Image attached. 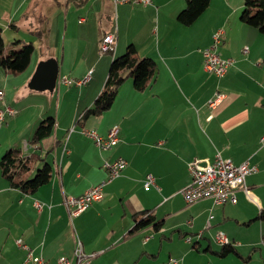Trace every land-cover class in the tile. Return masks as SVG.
I'll use <instances>...</instances> for the list:
<instances>
[{"label": "crops", "instance_id": "obj_1", "mask_svg": "<svg viewBox=\"0 0 264 264\" xmlns=\"http://www.w3.org/2000/svg\"><path fill=\"white\" fill-rule=\"evenodd\" d=\"M8 1L0 0L4 41L6 34L23 28L39 35L42 48L36 52L35 45L23 72L0 67V108L16 110L0 122V158L10 148L24 155L41 153L52 174L31 194L10 186L0 172V264H29L18 239L50 264L72 257L78 242L85 254L97 253L91 264H164L171 257L178 264H205V253L214 255L208 264H264L263 240L257 263L250 250H257L261 240L241 241V234L250 235L254 227L264 230L257 217L264 208V32L240 19L244 1L211 0L190 25L177 18L186 0H87L80 5L38 0L35 7L36 0ZM112 6H119L116 20ZM218 29L224 35L216 50L233 60L223 76L205 69L202 51ZM106 33L115 34L114 47L101 52ZM129 44L155 60V80L138 90L127 78L110 108L79 122L101 92L112 59ZM52 69L53 83L46 77ZM65 75L70 82L63 81ZM48 117L55 119L52 134L33 144V133ZM115 125L119 140L109 148H100L86 133L95 130L106 137ZM218 153L255 167L246 176V188L236 192L235 202L205 198L187 204L180 189L191 179L190 161L212 160ZM118 156L127 160L120 175L105 184L100 199L70 216L64 196L80 195L106 179L104 160ZM148 174L154 183L146 188ZM147 212L163 219L160 229L149 224L129 234L136 217ZM219 231L237 251L219 254L222 248L210 240ZM175 237L179 248L173 254Z\"/></svg>", "mask_w": 264, "mask_h": 264}, {"label": "trees", "instance_id": "obj_2", "mask_svg": "<svg viewBox=\"0 0 264 264\" xmlns=\"http://www.w3.org/2000/svg\"><path fill=\"white\" fill-rule=\"evenodd\" d=\"M58 1V0H55ZM76 4L85 3L87 0H67ZM211 0H186V6L179 12L178 20L185 24H192L209 6ZM240 19L264 32V0H244V7ZM3 28L0 26V67L7 73L18 74L23 72L29 65L31 55L35 49L32 41L24 42L19 48L7 45L2 35ZM20 39L13 44L19 43ZM157 75V64L152 57L141 56L134 44H129L126 51L114 57L110 63L108 76L101 92L96 97L93 105L83 110V121L91 114H99L111 107L117 96L119 87L132 77L136 89L144 90L149 87ZM55 126L54 117H48L38 124L30 141L40 145L43 138L52 134ZM1 176L9 182L10 186L20 189L25 193H31L39 189L51 177L52 166L45 161L41 153L33 152L24 155L20 149L10 148L0 158ZM264 223V208L257 216ZM163 219H157L152 212L136 217V223L129 234L142 230L149 224L155 229H160ZM264 242V232L262 233ZM195 246V245H194ZM237 251L234 243H223L219 254Z\"/></svg>", "mask_w": 264, "mask_h": 264}, {"label": "built area", "instance_id": "obj_3", "mask_svg": "<svg viewBox=\"0 0 264 264\" xmlns=\"http://www.w3.org/2000/svg\"><path fill=\"white\" fill-rule=\"evenodd\" d=\"M134 0H114L116 4L127 3ZM149 3L151 0H140ZM224 35L223 29H218L213 35V42L208 47L204 48V66L209 72H214L218 76H223L228 71L233 60L228 57H222L217 52V45L222 41ZM115 43V34L106 33L101 39V52H107L113 49ZM86 77L83 81H86ZM64 82H70L71 79L67 75L63 77ZM3 98V91L0 89V99ZM218 99H212L211 106L216 105ZM16 110L10 106L5 105L0 108V122L6 120L8 116L13 115ZM92 136L100 148H109L117 144L119 140V127L113 126L108 133V136H103L95 130L86 132ZM104 167L108 170V178L100 181L88 188L80 195H66L64 196V204L66 205L70 216H76L85 211L94 201L103 196L104 186L107 182L120 175L123 168L127 165V160L123 156H118L114 160H104ZM255 167L248 161L242 163H234L230 158L223 157L218 153L212 160L194 159L189 163V171L191 179L181 189L180 193L184 196L187 204H193L199 200L210 198L215 204H224L227 201H236V192L240 188H246V176L250 174ZM154 183V177L151 174L146 176L145 187L148 188ZM38 208L43 206L39 200L35 201ZM210 221L206 224L209 227ZM201 236V232L197 233ZM188 241H191V236H186ZM215 239L219 243L230 242L228 236L219 231L215 235ZM19 244L24 246L27 250V261L29 264H50L45 258L33 254L32 248L22 242L21 239L17 240ZM97 255L96 252L85 254L82 250L81 243L78 242L74 255L72 257L60 256L54 264H91L92 259ZM164 264H178V259L171 257Z\"/></svg>", "mask_w": 264, "mask_h": 264}, {"label": "rangeland", "instance_id": "obj_4", "mask_svg": "<svg viewBox=\"0 0 264 264\" xmlns=\"http://www.w3.org/2000/svg\"><path fill=\"white\" fill-rule=\"evenodd\" d=\"M10 1H12V0H9L8 1V3H10ZM15 0H13V2H14ZM242 2L244 1V0H241ZM12 2V3H13ZM213 2H218V0H212V4H213ZM38 3V0H36L35 1V3L33 4V7H35L36 5H38L37 4ZM74 4V3H73ZM119 6H121V5H119ZM119 6H117V9H116V7L115 6H112V13L114 14V19L116 20V16H117V13H118V7ZM46 12V14L47 15H51V13H52V11H53V8H52V6L51 7H49V8H47L46 10H45ZM242 11V10H241ZM18 22V21H17ZM10 30H12V28H10ZM20 30H22L21 32L20 31H15V32H17V33H19V34H13V33H8V34H6V36H5V39H6V41H8L6 44L7 45H12V46H14V47H17V48H19V47H21L22 45H23V43L24 42H28V41H35L34 42V44L36 45V47H37V49H36V52H40V48H42V44H40L38 41H39V35H36V36H34L33 34H31V33H29V32H27V31H25V29H23V28H20ZM61 35H62V33H61ZM18 39H20V40H22V41H20L19 43H16V44H13V42L15 41V40H18ZM58 44L60 45V47L62 46V40L60 39V37H59V39H58ZM249 47H251V46H249ZM70 50V48L69 49H67V51L66 52H70L69 51ZM107 55H109V53L107 54ZM98 145V144H97ZM104 149V148H103ZM106 160H109V159H106ZM107 172H108V170H107ZM108 176H109V172H108V175H107V178H108ZM208 232H209V230H207ZM264 230H262V232H263ZM262 232L261 231H259V229H258V227H254V228H252L251 229V232L249 233L250 235H248V234H241V241L242 242H244L245 243V241H249V239H250V237H251V239H257L258 241L259 240H261L259 243H258V247H257V250H250V251H253V253H254V261L253 262H255V263H257V262H259L261 259H260V255H259V252H260V249H259V247L260 246H262L261 244H262V239H261V237H262ZM252 233V234H251ZM207 237H209V235L207 236ZM193 238H194V240H196V238H197V234H194L193 235ZM238 238H240V236L238 235V236H236V241H237V239ZM177 237H175V239H174V243H173V254L178 250V242H177ZM210 240H211V244L213 245V246H218L220 249L222 248V244H220V243H217V241H216V239L214 238H210ZM180 241H182L181 239H180ZM232 241H233V239H232ZM207 242L208 241H206V244L203 246V247H206V245H207ZM262 250H264V249H262ZM242 251H243V253H245L246 255L249 253L248 251H245V250H243L242 249ZM263 255H264V251H263ZM204 256V259L206 258V261H204V263L205 264H208V261L207 260H211L212 258H214V255L212 254V253H205V255H203ZM259 260V261H258ZM261 263V262H260Z\"/></svg>", "mask_w": 264, "mask_h": 264}, {"label": "water", "instance_id": "obj_5", "mask_svg": "<svg viewBox=\"0 0 264 264\" xmlns=\"http://www.w3.org/2000/svg\"><path fill=\"white\" fill-rule=\"evenodd\" d=\"M55 70L52 69L50 73L46 74L47 79L50 80L52 83L55 80Z\"/></svg>", "mask_w": 264, "mask_h": 264}]
</instances>
